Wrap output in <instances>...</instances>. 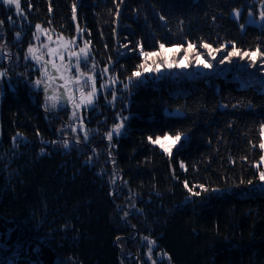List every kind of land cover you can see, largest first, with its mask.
I'll list each match as a JSON object with an SVG mask.
<instances>
[{"label":"trees","instance_id":"1","mask_svg":"<svg viewBox=\"0 0 264 264\" xmlns=\"http://www.w3.org/2000/svg\"><path fill=\"white\" fill-rule=\"evenodd\" d=\"M262 2L21 0L23 15L0 3L1 44H18L20 65L0 78V264H122L142 236L167 264H264V163L255 166L264 156V66L260 58L255 66L236 56L220 62L233 44L264 52ZM37 24L90 42L95 62L122 81L145 62L141 50L159 53L148 60L153 68L188 54V66L215 69L146 79L129 101L83 109L85 133L67 132V116L46 112L27 83ZM202 43L221 49L215 59ZM119 115L129 117L125 132L106 144ZM58 130L80 149L93 146L95 161L63 149ZM176 133L171 155L148 140Z\"/></svg>","mask_w":264,"mask_h":264},{"label":"rangeland","instance_id":"2","mask_svg":"<svg viewBox=\"0 0 264 264\" xmlns=\"http://www.w3.org/2000/svg\"><path fill=\"white\" fill-rule=\"evenodd\" d=\"M18 15V14H17ZM48 32L47 33H39V39H36V36L33 35L31 40H30V45L33 46L34 48L39 49V52L37 53L38 55L40 53H43V60L40 63H37L35 60H33L30 56L27 59V62L30 66V68H32V70L34 71L33 73V80L32 81H28V85L29 87L34 90L35 92H40V98L41 101L43 102V109L48 112V113H52V114H57V113H61L62 115H66L67 116V123L65 124L64 128L67 132H84V129L82 128V123H83V116H82V110L83 109H92L94 107H97L99 105L100 101H129V97H130V93L133 90L134 87L137 86V84L139 82H146V79H158L161 80L162 78H176V77H180V76H186V77H200V76H204L207 72L214 70V66H212L211 68H207L204 67V64H198L194 67H190L187 65V60H181L179 61V63H177V65L179 66H174V67H167V64L161 68H158V70L156 71H151V72H142V76L139 79H136L135 77L132 78L131 81H129V79L127 81H122L119 80L115 74L111 73V71L109 70L108 67H101L98 63L95 62L94 58L91 55L90 52V48H89V55H88V60L85 63L83 61V59H81V69L83 71H90L93 69V65H95V69L92 72V74L95 76L96 78V88H97V95L95 97V100L93 102V104L91 105H87V106H81L80 108H73L72 103L68 100V96L64 93V88L60 87V85H62L64 82L63 80L59 79V75L58 73H56L52 67L51 64L47 65L48 70L52 73L53 76L56 77L55 81L52 84V88L49 89L48 91V96H52L54 94L59 95L60 99L53 102L52 100L46 99V95L44 92V87L43 85H41L39 88H37L35 86V81L38 78H41V67L44 61H47L49 59H52L51 57L48 56L47 54V48H44L43 45L44 44H48L49 47L55 48L57 45V36H61L55 32H53L50 29H47ZM36 34V32L34 33ZM6 35V34H5ZM5 35L3 36L2 34H0V71H6L7 67H10L12 70L15 66H20L19 64H17V58L13 59V54L12 52L15 51V49H17L18 44H15L16 42L13 43L10 42V46L16 47L14 48V50H9L10 46L9 45H4L1 44V41L3 40L2 37H5ZM51 36V40L48 39V36ZM15 40L18 41L20 40V36L18 38V36H16L14 38ZM65 40H72V39H67L64 38ZM75 39V46L73 47V51L75 52H79V49L81 47L84 46V43L79 40V37L77 36ZM8 42V41H6ZM28 45V48L29 46ZM27 48V50H28ZM26 50V53H27ZM64 55V63H68L69 62V53L67 51L63 52ZM169 55L174 56L173 53H170ZM188 55V54H186ZM18 57V56H17ZM163 57V56H162ZM75 57L71 58V62L73 64V67L71 69V73L73 75H75ZM55 62L57 64H60L61 61L59 60V58H55ZM166 62L170 63L169 60H166ZM176 64V63H175ZM25 65V64H23ZM5 66V69H3L2 67ZM105 69H107V71H104ZM128 85L127 88H125V85ZM101 85H103V87H101ZM73 94L74 97L76 99L77 102H79L80 100V93L79 91L75 90V86L73 85ZM53 89H55V93L53 92ZM85 92L90 91V86H85ZM113 93H115V98L113 97ZM124 107L126 108V102L124 104ZM73 113H75V115H73ZM124 118H129L127 115L124 116H118L117 118V124H120L122 121L124 123V127L123 129H121V134L120 135H115L113 134V138L111 141L108 140L107 138V133L111 132L114 128L111 127L110 129H108V131L105 133L104 136V141H106V144H112L113 141L117 138H119L122 134H124L125 132V127H126V121ZM116 124V125H117ZM62 130V129H61ZM61 130L57 132L58 136H59V140H60V144H63L64 142H67L69 147L65 148L63 147V149L66 150H70L72 149V151H79L82 153H89L87 158H88V162H90L91 164L95 161L93 158L94 156L98 157L99 152L97 150H95V148H93V146H89L88 150H84V149H80L79 147H77L76 143H72L70 140L67 139V134L66 135H61ZM88 130V129H87ZM92 131H94V129H90L88 130V136L90 137V134L92 133ZM85 133V132H84ZM61 137V138H60ZM181 141V140H180ZM180 141L171 149V152L173 151V149H175L176 147H178ZM157 145V144H156ZM160 147V146H159ZM115 180L118 179V177L116 176L114 178ZM136 238V237H135ZM145 237H138L137 240L135 239L133 242V247H135L136 249V253L133 254H127L125 257H127V259H124V262L122 264H132V262H135L136 264H153V260L156 261V264H167V261L165 259V257L159 252L157 251V247L155 245V243L152 245L153 251H152V257L153 260H150L148 258V240H151L150 238H148L147 240L144 239ZM133 239V238H131ZM153 241V240H151ZM122 250H124L123 248H121ZM123 253V252H122ZM128 253V251H127ZM135 254V255H134ZM127 260V261H126ZM7 264H13L10 261H7ZM55 264H75L71 259H64V260H57Z\"/></svg>","mask_w":264,"mask_h":264},{"label":"snow or ice","instance_id":"3","mask_svg":"<svg viewBox=\"0 0 264 264\" xmlns=\"http://www.w3.org/2000/svg\"><path fill=\"white\" fill-rule=\"evenodd\" d=\"M0 3H3V5L5 6H9L14 7L15 11L18 15H23V9L21 8V0H0ZM262 9H264V2H262L261 4ZM235 14L237 16H239V10H234ZM260 18L262 20H264V10H262L260 12ZM11 19V18H9ZM73 19H75V7L73 8ZM161 19H163V17H161ZM3 22L0 21V24H2ZM36 34H34L36 36V39H39V33H47L48 30L44 29L41 27V25L37 24L36 26ZM79 31V29H78ZM18 38H19V34H18ZM48 39L51 40V36H48ZM57 45L55 48L49 47L48 44H44L43 47L47 48V54L49 57H51L52 59H49L47 61H44L41 67V78H38L35 81V86L37 88H39L41 85H43L44 87V92L46 95V99L52 100L53 102L57 101L60 99L59 95H52V96H48V91L50 88H52V84L55 81L56 77L52 75V73L48 70L47 65L51 64L52 69L58 73L59 75V79L63 80V84L60 85V87L64 88V93L68 96V100L72 103L73 108H80L81 106H87V105H91L93 104L95 97L97 95V88H96V78L95 76L92 74V72L95 69V65H93V69L90 71H83L81 69V59H83V61L86 63L88 60V55H89V43L88 41H86L84 43V46L81 47L79 49V52H75L73 51V47L75 46V39L72 40H65L63 36H57ZM203 48L208 50V55L212 57V59H215V55L214 53L219 52L221 49L216 48L214 49L211 44L208 43H202L201 45ZM189 49L194 48V45H189L188 46ZM160 48L163 49L164 45L161 44ZM67 51L69 53V62L68 63H64V55L63 52ZM171 51V50H169ZM39 52V49L34 48L33 46H29L27 53L25 54V59L27 60L29 58V56L35 60L37 63H40L43 60V53H40L39 55L37 54ZM141 55L143 57H145V62L141 63L137 66V71H134L132 73V76L129 77V81L132 80L133 77H135L136 79H139L142 76V71L143 72H151V71H155L158 70L159 65H156V68H153L151 66H149L148 64V60L151 59L152 57H156L159 55V53L157 52H144L143 50H141ZM233 56L239 57L240 59H244V58H248V60L250 61V65L249 66H255L257 59L260 58L262 66H264V52L260 51V48L257 47L254 51H242L241 49L237 48L235 44L232 45V50L229 51L227 53V55L225 57H223L221 59V63L224 62V60H229L231 61V58ZM59 58V60L61 61L60 64H57L55 62V58ZM75 57V75H73L71 73V69L73 67V64L71 62V58ZM188 59V56H185V60ZM153 63L155 64L156 62L153 61ZM197 63H203V61L197 57ZM167 67L171 68L174 66H179L177 64H175L174 62L172 63H168L166 62ZM204 67L207 68H211L212 65L210 63H205ZM104 71H107V69H105ZM7 75L6 71H0V78L4 77ZM75 86V90L79 91L80 93V100L79 102L76 101L74 94H73V87ZM85 86H90V91L85 92ZM101 87H103V85H101ZM128 85H125V88H127ZM53 92L55 93V89H53ZM113 97L115 98V93H113ZM73 115H75V113H73ZM125 120L127 118H124ZM124 127V123L123 121L120 124H117L114 126L113 130L111 132L107 133V138L109 141L112 140L113 138V134L115 135H120L121 134V129H123ZM262 134H264V126H262ZM19 135V134H18ZM182 133H176L174 136L173 135H168L165 134L163 137L161 136H157L155 139H153L152 137H148V140L152 143V144H157L160 146V148L167 153L168 155H171V149L172 147H174L180 140L182 137ZM85 140H87V135H85ZM63 147L68 148L69 145L67 142H64ZM259 147L261 149H264V143H261L259 145ZM261 163H264V156L261 157L260 162L255 165L258 169ZM181 168L184 167L183 163H181ZM260 176V180L264 181V171H260L259 173ZM185 187L187 188L188 185L187 183L185 184ZM201 189V191H208V189H206L203 185H199L197 186ZM190 193L193 196H198L200 195L199 192H195L192 191V189H189ZM125 217H127L128 213L124 214ZM145 240H147L148 238L145 237ZM155 243V241H151L148 240V258L150 260H153L152 257V245ZM164 255H167L166 253ZM153 264H156V261L153 260Z\"/></svg>","mask_w":264,"mask_h":264}]
</instances>
